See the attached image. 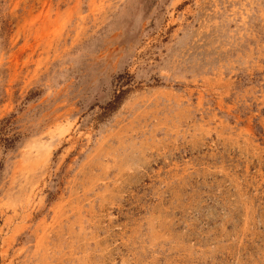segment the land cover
I'll use <instances>...</instances> for the list:
<instances>
[{
    "label": "rangeland",
    "instance_id": "rangeland-1",
    "mask_svg": "<svg viewBox=\"0 0 264 264\" xmlns=\"http://www.w3.org/2000/svg\"><path fill=\"white\" fill-rule=\"evenodd\" d=\"M0 264H264V0H0Z\"/></svg>",
    "mask_w": 264,
    "mask_h": 264
}]
</instances>
